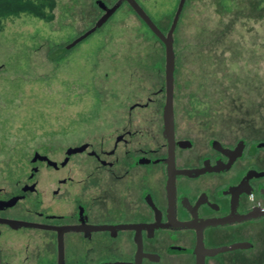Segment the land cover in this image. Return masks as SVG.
I'll return each mask as SVG.
<instances>
[{
    "label": "rangeland",
    "instance_id": "obj_1",
    "mask_svg": "<svg viewBox=\"0 0 264 264\" xmlns=\"http://www.w3.org/2000/svg\"><path fill=\"white\" fill-rule=\"evenodd\" d=\"M97 1L0 0V188L8 195L28 181L36 152L58 160L76 144L107 147L127 113H155L165 99V45L128 4L74 49H60L95 25ZM137 1L167 33L179 0ZM173 38L182 132L198 148L212 137L264 140V0H187ZM51 174L42 167L37 176L47 199ZM35 197L6 212L35 210ZM0 227L2 253L44 234Z\"/></svg>",
    "mask_w": 264,
    "mask_h": 264
},
{
    "label": "flooded vegetation",
    "instance_id": "obj_2",
    "mask_svg": "<svg viewBox=\"0 0 264 264\" xmlns=\"http://www.w3.org/2000/svg\"><path fill=\"white\" fill-rule=\"evenodd\" d=\"M165 103L166 96L155 113H127L109 148L80 143L58 160L36 152L54 163L33 161L35 153L28 181L9 195L0 188V201L19 197L0 207V218L51 228L0 222L13 231L44 230L19 250L0 251L4 264H198L200 241L206 249L239 245L206 255L204 264H264V140L228 144L212 137L198 148L179 127L175 102L170 139ZM240 142L242 153L226 167ZM42 167L52 171L49 199L38 186ZM29 194L36 195L35 210L6 212Z\"/></svg>",
    "mask_w": 264,
    "mask_h": 264
},
{
    "label": "water",
    "instance_id": "obj_3",
    "mask_svg": "<svg viewBox=\"0 0 264 264\" xmlns=\"http://www.w3.org/2000/svg\"><path fill=\"white\" fill-rule=\"evenodd\" d=\"M123 1H126L129 3V5L133 8V10L136 12V14L148 25V27L158 36V38L164 43L165 45V52H166V66H165V80H166V103L164 107V121H165V132L166 135L172 139L174 136V97H175V70H176V55L174 50V32L177 28L178 22L180 20L182 11L184 9V6L186 4L187 0H179L171 27L167 33L163 32L160 27L157 25V23L152 19V17L144 10V8L140 5V3L137 0H118L113 6H106V4L98 0L97 4L101 9L104 10V13L101 15V17L97 20L95 25L90 28L87 32L82 34L81 36L77 37L74 41H72L67 48H71L78 44L80 41L86 39L88 36L93 34L98 28L102 27L116 12V10L119 8L121 3ZM217 144V142H215ZM243 142H240L237 146V148L231 152V161L226 165L230 166L233 161L240 156L243 150ZM264 145V143H263ZM171 156L173 154V144L171 143ZM87 148V144L83 145L81 147L76 148H70L67 151V154L75 153V152H81ZM38 157H41L43 159H48L50 163H54L52 160H50L47 156H41L39 153H36L35 157L33 158V161H36ZM171 166L174 168L173 165V158L170 162ZM173 171L172 176L175 174ZM183 172H192V171H183ZM199 172V171H196ZM19 197H14L9 201H0V207H6V206H12L18 201ZM0 222H6L10 223L16 226H34V227H46L51 228V226L47 225H41L33 222H27L22 220H14V219H4L0 218ZM239 245H232V246H226L222 248H215V249H206L204 248L203 242L200 241L199 248L200 252H198V264H204V259L206 255H215L218 252L227 251L230 249L237 248ZM59 264H63V262L60 260Z\"/></svg>",
    "mask_w": 264,
    "mask_h": 264
},
{
    "label": "trees",
    "instance_id": "obj_4",
    "mask_svg": "<svg viewBox=\"0 0 264 264\" xmlns=\"http://www.w3.org/2000/svg\"><path fill=\"white\" fill-rule=\"evenodd\" d=\"M179 3V2H178ZM178 3H177V5H176V7H175V9H177V6H178ZM123 4H128L129 5V3L128 2H126V1H123L122 3H121V5L119 6V8L116 10V12L112 15V17L102 26V27H100V28H98L95 32H97V31H99V30H101L113 17H114V15L119 11V9L122 7V5ZM114 5V4H113ZM130 6V5H129ZM131 7V6H130ZM131 11L133 12V13H135L136 14V12L133 10V8L131 7ZM102 12H103V9H102ZM141 19V18H140ZM142 20V19H141ZM142 22H143V24L146 26V31H147V33L148 34H150L151 36H155V37H157L158 38V36L148 27V25L142 20ZM92 35V34H91ZM76 39V38H75ZM74 39V40H75ZM74 40H72V41H74ZM70 41V40H69ZM71 41V42H72ZM83 41V40H82ZM82 41H80L78 44H80ZM71 42H69L66 46H63V47H60V49L61 50H64V51H68V50H71V49H74V47H76L78 44H76L75 46H73V47H71V48H67V46L71 43ZM52 60H55L54 58H52ZM176 65H177V59H176ZM175 72H176V70H175Z\"/></svg>",
    "mask_w": 264,
    "mask_h": 264
}]
</instances>
